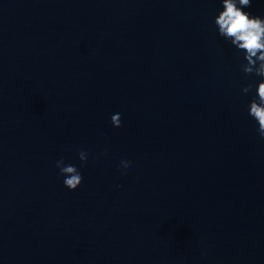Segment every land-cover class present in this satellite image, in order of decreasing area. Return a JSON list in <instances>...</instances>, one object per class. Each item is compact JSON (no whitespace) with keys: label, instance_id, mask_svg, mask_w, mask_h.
<instances>
[{"label":"water","instance_id":"95a60500","mask_svg":"<svg viewBox=\"0 0 264 264\" xmlns=\"http://www.w3.org/2000/svg\"><path fill=\"white\" fill-rule=\"evenodd\" d=\"M217 7L0 0V264H264L255 78ZM78 149L69 190L55 160Z\"/></svg>","mask_w":264,"mask_h":264},{"label":"clouds","instance_id":"9594fccd","mask_svg":"<svg viewBox=\"0 0 264 264\" xmlns=\"http://www.w3.org/2000/svg\"><path fill=\"white\" fill-rule=\"evenodd\" d=\"M250 4L251 0H218L212 23L217 35L232 47L240 70L246 77L250 74L255 78L242 84L241 92H251L245 106L246 112L252 118L259 137L264 138V15L253 13ZM109 118L113 123H118L120 109L112 108ZM76 155L79 167L76 163L66 161L63 156L55 160L57 174L69 190L76 189L82 182L80 168L87 162L89 153L85 149H78ZM117 163L124 172L131 160L120 155ZM115 183L119 184V179Z\"/></svg>","mask_w":264,"mask_h":264}]
</instances>
